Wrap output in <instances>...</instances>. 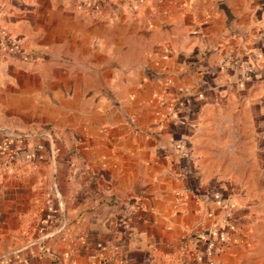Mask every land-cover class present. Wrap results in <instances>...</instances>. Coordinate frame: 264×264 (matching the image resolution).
Masks as SVG:
<instances>
[{
	"label": "crops",
	"instance_id": "0c3cea01",
	"mask_svg": "<svg viewBox=\"0 0 264 264\" xmlns=\"http://www.w3.org/2000/svg\"><path fill=\"white\" fill-rule=\"evenodd\" d=\"M47 153L0 264H264V0H0L1 210Z\"/></svg>",
	"mask_w": 264,
	"mask_h": 264
},
{
	"label": "rangeland",
	"instance_id": "374dc122",
	"mask_svg": "<svg viewBox=\"0 0 264 264\" xmlns=\"http://www.w3.org/2000/svg\"><path fill=\"white\" fill-rule=\"evenodd\" d=\"M25 132L32 134L31 138L42 139L46 142L50 137L48 130L32 128L25 130ZM61 155V158H63L67 155V151L61 153ZM46 157L49 160H46L44 163L36 166L29 165V167L22 166L15 173L11 172L18 178H23L24 176L25 180H22L23 183L6 185V191H4L6 193L5 200L9 207L6 208L4 206L3 210L0 209V260L7 257L10 258L14 254L21 255L27 249V246L37 242L39 235L42 234V229L39 231V228L44 216L48 215V208H51L47 206V202L52 200L54 190V156H50L47 153ZM5 171L9 172L10 170ZM11 173L9 172L8 175ZM13 192H17V195L13 196ZM241 202V207H243L245 202ZM261 205V201H254L253 206L255 209H258ZM7 209L9 213L13 211L15 214H11L12 216L7 215ZM250 218V223L252 224L257 221V216ZM239 219L242 220L243 217L241 216ZM51 226L50 224L46 225V230ZM7 227L14 228V230L8 232Z\"/></svg>",
	"mask_w": 264,
	"mask_h": 264
},
{
	"label": "built area",
	"instance_id": "2783aa9c",
	"mask_svg": "<svg viewBox=\"0 0 264 264\" xmlns=\"http://www.w3.org/2000/svg\"><path fill=\"white\" fill-rule=\"evenodd\" d=\"M214 250V244L213 242H210L209 244L206 245L205 247V252L207 255H211V253L213 252Z\"/></svg>",
	"mask_w": 264,
	"mask_h": 264
}]
</instances>
